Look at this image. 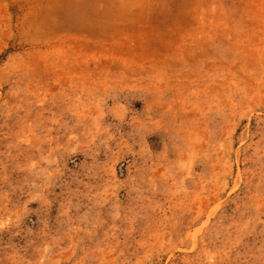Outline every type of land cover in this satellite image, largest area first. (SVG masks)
Here are the masks:
<instances>
[{"label":"rangeland","instance_id":"obj_1","mask_svg":"<svg viewBox=\"0 0 264 264\" xmlns=\"http://www.w3.org/2000/svg\"><path fill=\"white\" fill-rule=\"evenodd\" d=\"M122 1L0 0V264H264V0Z\"/></svg>","mask_w":264,"mask_h":264},{"label":"crops","instance_id":"obj_2","mask_svg":"<svg viewBox=\"0 0 264 264\" xmlns=\"http://www.w3.org/2000/svg\"><path fill=\"white\" fill-rule=\"evenodd\" d=\"M55 5H61L65 19L59 18L63 22L66 20H89L101 22L105 20H122V14L126 7H121L127 3L122 0H53ZM133 4V3H128ZM68 23V22H67ZM66 26L63 24L62 27ZM92 30L87 33L71 34L61 32L53 36L54 45L62 53H88L97 63H104L105 56L121 52L120 45L125 43L124 39L116 35L102 32V24H93ZM98 28V29H96ZM118 60H120L118 58ZM96 63V62H95ZM88 67L99 68L101 64L90 65Z\"/></svg>","mask_w":264,"mask_h":264}]
</instances>
